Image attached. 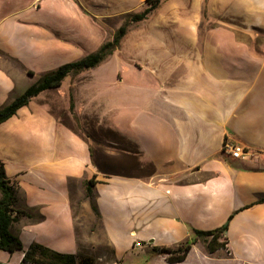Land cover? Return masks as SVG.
Returning a JSON list of instances; mask_svg holds the SVG:
<instances>
[{"label":"crops","instance_id":"0c3cea01","mask_svg":"<svg viewBox=\"0 0 264 264\" xmlns=\"http://www.w3.org/2000/svg\"><path fill=\"white\" fill-rule=\"evenodd\" d=\"M136 4L0 0V108L97 52ZM117 16L111 29L106 20ZM262 34L264 0H166L98 66L1 123L0 160L16 207L32 215L11 227L25 249L106 244L118 262L137 251L158 264L166 256L155 247L183 245L233 215L226 247L211 253L200 239L174 264H264ZM226 142L251 157L224 153Z\"/></svg>","mask_w":264,"mask_h":264},{"label":"trees","instance_id":"16d2710c","mask_svg":"<svg viewBox=\"0 0 264 264\" xmlns=\"http://www.w3.org/2000/svg\"><path fill=\"white\" fill-rule=\"evenodd\" d=\"M147 1L148 6L141 12L128 15L125 22L116 30L112 40L105 42L97 52L45 73L24 94L0 108V124L14 116L20 108L28 105L34 96L45 90L61 86L69 74L76 75L98 66L120 46L122 39L133 24L145 21L166 0ZM73 109L74 103L71 100V110L73 111ZM78 127L80 126L78 125ZM95 184L94 179L86 183V194L91 200L94 213L100 218L101 214L94 193ZM0 194V250L11 253L22 251L21 264H95L94 258L90 256L57 252L39 243H33L28 249H25L22 240L12 232L11 227L21 216L32 217V215L16 207V189L10 184L5 165L1 160ZM263 201L264 197L260 198L259 202ZM232 217L233 215L225 225L214 230L194 229L192 239L183 245L178 247H155L154 251L166 256V260L171 264L180 263L186 260L193 244L201 239L207 243L208 250L213 253L227 246V239L221 241L220 237L227 232Z\"/></svg>","mask_w":264,"mask_h":264},{"label":"rangeland","instance_id":"374dc122","mask_svg":"<svg viewBox=\"0 0 264 264\" xmlns=\"http://www.w3.org/2000/svg\"><path fill=\"white\" fill-rule=\"evenodd\" d=\"M147 6H148V1L147 0H137L136 6L128 7L127 12L125 11L126 14L125 15H121L120 17L123 18V16H125V18H126L128 15L141 12ZM106 22L108 24V27H110L111 29H114L115 27L118 26L117 25V23L119 22L118 16L114 17V18H111L110 20L107 19ZM141 23L142 22L135 23L133 25H138V24H141ZM260 39L264 40L263 34L261 35ZM57 105H58V107L59 106L61 107V103L60 102L57 103ZM58 113H59V111H58ZM76 253L80 254V255H87V256H90V257L94 258L95 264H142L141 261L143 262V264H145V262H147L146 259H142V256L139 257L140 255L138 254L137 251L129 253L128 256L125 257V261L118 262L115 259V256L113 254L112 248L107 246L106 244L103 245V246H92V247L91 246H83ZM195 257H196V254L191 255L190 258L187 260V262H189V263L194 262L195 261ZM22 258H23L22 251H16L14 253H11V252H8V251L0 250V264H21ZM162 260L163 261L162 262L159 261L158 264H171V263H169L166 260V258H164Z\"/></svg>","mask_w":264,"mask_h":264},{"label":"built area","instance_id":"2783aa9c","mask_svg":"<svg viewBox=\"0 0 264 264\" xmlns=\"http://www.w3.org/2000/svg\"><path fill=\"white\" fill-rule=\"evenodd\" d=\"M224 153L229 154L231 157L237 159H249L252 155V152L246 147L232 142H226L224 144ZM136 246H142V243L137 242Z\"/></svg>","mask_w":264,"mask_h":264}]
</instances>
